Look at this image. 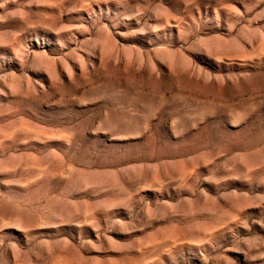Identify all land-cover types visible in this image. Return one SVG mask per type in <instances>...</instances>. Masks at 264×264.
<instances>
[{
  "label": "rangeland",
  "instance_id": "rangeland-1",
  "mask_svg": "<svg viewBox=\"0 0 264 264\" xmlns=\"http://www.w3.org/2000/svg\"><path fill=\"white\" fill-rule=\"evenodd\" d=\"M0 264H264V0H0Z\"/></svg>",
  "mask_w": 264,
  "mask_h": 264
}]
</instances>
